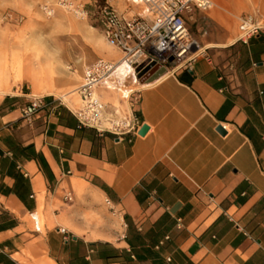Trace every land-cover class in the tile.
I'll list each match as a JSON object with an SVG mask.
<instances>
[{
    "label": "crops",
    "instance_id": "0c3cea01",
    "mask_svg": "<svg viewBox=\"0 0 264 264\" xmlns=\"http://www.w3.org/2000/svg\"><path fill=\"white\" fill-rule=\"evenodd\" d=\"M210 1L192 12L204 49L138 86L147 130L131 142L78 126L61 101L71 95L50 87L48 107L26 122L29 66L0 85V264H264V29L240 41L231 1ZM136 5L118 9L145 16ZM99 214L116 230L95 227Z\"/></svg>",
    "mask_w": 264,
    "mask_h": 264
},
{
    "label": "built area",
    "instance_id": "2783aa9c",
    "mask_svg": "<svg viewBox=\"0 0 264 264\" xmlns=\"http://www.w3.org/2000/svg\"><path fill=\"white\" fill-rule=\"evenodd\" d=\"M119 1L55 0L54 4L80 19H87L95 12L107 45L119 54L117 60L98 58L85 67L76 89L80 100V107L74 111L78 126L91 128L100 135L110 134L117 141L131 142L143 126L135 110L140 99V81L160 69L167 73L193 61L199 44L192 38L185 16L194 10H208L212 3L210 0H131L144 7L145 16H126L118 9ZM41 9L48 15L53 13L49 6ZM3 16L15 23L21 21L11 13ZM261 29L256 15L241 16L238 39L247 42ZM99 89L115 92L122 105L109 106L103 102L97 93ZM48 105L45 97L33 96L21 108L22 118L30 123ZM64 199L70 201L71 192Z\"/></svg>",
    "mask_w": 264,
    "mask_h": 264
},
{
    "label": "rangeland",
    "instance_id": "374dc122",
    "mask_svg": "<svg viewBox=\"0 0 264 264\" xmlns=\"http://www.w3.org/2000/svg\"><path fill=\"white\" fill-rule=\"evenodd\" d=\"M10 1L11 5L0 9V44L3 45L0 47V85L21 80L22 71L29 66L30 73L25 80L30 86L31 77L37 79V85L32 87L36 96L47 94L50 87L57 98L65 93L71 95L67 100L61 98V101L68 102L70 98L74 109L80 107L76 89L81 84L80 77L84 67L98 58L107 59V51L111 50L103 38L98 15L92 12L89 18L80 19L56 7L55 0ZM230 1L231 6L238 11L236 27L241 16L254 14L264 29L261 0ZM43 6L52 8L53 13L46 14L41 9ZM133 9L135 13H141L143 7L136 5ZM210 9L201 12L205 13ZM4 13H11L21 21H8L4 19ZM201 21L202 28L210 31V26L203 19ZM197 22L198 18L189 14L186 24L195 40ZM27 86L24 84L25 91L28 90ZM68 103L71 104L70 101ZM97 219L100 223H94L95 227L103 226L107 232L116 230L117 222H109L103 214L97 215Z\"/></svg>",
    "mask_w": 264,
    "mask_h": 264
},
{
    "label": "water",
    "instance_id": "95a60500",
    "mask_svg": "<svg viewBox=\"0 0 264 264\" xmlns=\"http://www.w3.org/2000/svg\"><path fill=\"white\" fill-rule=\"evenodd\" d=\"M170 61H172V58L169 59ZM163 74H165V70L164 69H160L157 72H155L154 74H150L149 76L143 78L140 83L143 84L144 82L146 83H151L155 80H157L159 77H161ZM147 130L146 126H142L141 130L139 131V135H144L145 132ZM218 131L224 133V131L222 130L221 127H218Z\"/></svg>",
    "mask_w": 264,
    "mask_h": 264
},
{
    "label": "bare ground",
    "instance_id": "6f19581e",
    "mask_svg": "<svg viewBox=\"0 0 264 264\" xmlns=\"http://www.w3.org/2000/svg\"><path fill=\"white\" fill-rule=\"evenodd\" d=\"M203 49H204L203 47H199V49H198V51L196 52V54L200 53ZM6 90H7V89H6ZM6 90H2V89H0V93H5ZM61 98H62V99L65 98V99H66V95L61 96ZM66 100H67V99H66Z\"/></svg>",
    "mask_w": 264,
    "mask_h": 264
}]
</instances>
